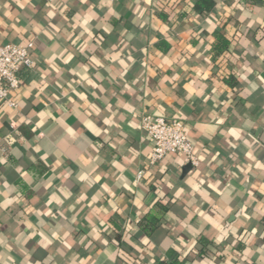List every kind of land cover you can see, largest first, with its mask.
<instances>
[{
    "label": "crops",
    "instance_id": "1",
    "mask_svg": "<svg viewBox=\"0 0 264 264\" xmlns=\"http://www.w3.org/2000/svg\"><path fill=\"white\" fill-rule=\"evenodd\" d=\"M212 1L0 0V43H33L0 100V264H264V0ZM143 114L198 164L150 165Z\"/></svg>",
    "mask_w": 264,
    "mask_h": 264
},
{
    "label": "built area",
    "instance_id": "2",
    "mask_svg": "<svg viewBox=\"0 0 264 264\" xmlns=\"http://www.w3.org/2000/svg\"><path fill=\"white\" fill-rule=\"evenodd\" d=\"M32 49V42L0 43V100L9 107L17 106L12 93L20 86V72L23 69H30L33 65ZM139 125L151 143L150 165L161 161L168 154H180L184 157L185 163L192 166L198 164V156L194 152V145L185 131L182 120L143 114ZM142 174L143 170L138 171L137 179Z\"/></svg>",
    "mask_w": 264,
    "mask_h": 264
},
{
    "label": "trees",
    "instance_id": "3",
    "mask_svg": "<svg viewBox=\"0 0 264 264\" xmlns=\"http://www.w3.org/2000/svg\"><path fill=\"white\" fill-rule=\"evenodd\" d=\"M213 6L212 0H195L194 7L199 12H208ZM218 41L221 45H226V41L218 37ZM167 211V205L163 204L160 201H154L149 206L148 210L139 220L140 229L147 235H150L158 226L162 220L163 215ZM264 221V219H263ZM154 264H180L178 258H173L171 260H157Z\"/></svg>",
    "mask_w": 264,
    "mask_h": 264
},
{
    "label": "water",
    "instance_id": "4",
    "mask_svg": "<svg viewBox=\"0 0 264 264\" xmlns=\"http://www.w3.org/2000/svg\"><path fill=\"white\" fill-rule=\"evenodd\" d=\"M189 166H190V164H188L187 167L184 168V170L187 169Z\"/></svg>",
    "mask_w": 264,
    "mask_h": 264
}]
</instances>
